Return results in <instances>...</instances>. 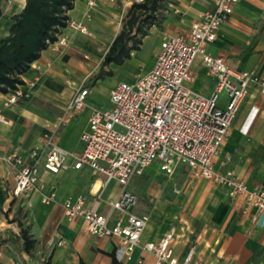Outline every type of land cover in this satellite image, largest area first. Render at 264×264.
<instances>
[{
    "label": "crops",
    "instance_id": "obj_1",
    "mask_svg": "<svg viewBox=\"0 0 264 264\" xmlns=\"http://www.w3.org/2000/svg\"><path fill=\"white\" fill-rule=\"evenodd\" d=\"M89 1L77 0L68 15L84 23L90 33L68 26L62 28L61 33L68 36V45L57 49L54 44H49L22 75L28 96L17 104L6 106V94H0V105L6 117L0 121V218L21 222L35 239L30 253L14 242L1 244L0 264H41L44 260L51 264H80L81 259L89 264H112L116 238L93 235L81 218L67 221L63 218L61 202L82 194L88 206L107 212L109 201L121 191L119 182L112 180L104 187V176L89 165L72 167L57 174L42 169L40 179L55 185L57 200L44 203L39 194H34L32 205L23 207L22 201H12L9 196L16 182L17 168L5 156L17 150L30 161V149L39 143L47 130L58 126L59 143L80 153L84 147L81 134L89 127L91 112L94 108L110 106L112 87L120 81L134 82L149 71L164 38L188 36L198 15L213 7V0H165L163 18L149 28L140 49L121 65H107L113 70L111 76L115 75L118 66H124L129 68L132 78L112 83L108 101H104L92 93L106 78L91 80V77L99 72L103 56L118 33L98 61L93 52L97 42L90 36L113 30L111 19L120 15L121 0H92L94 5ZM15 2L20 4L17 8H14ZM25 2L11 0L5 11L3 9L0 24L6 19L7 29H0V37L9 33L14 21L12 16L22 10ZM208 51L224 57L232 69L254 70L258 77L264 78V0H238L234 14L221 26L215 41L208 45ZM192 72V88L211 96L216 89L217 77L209 71L201 56L194 61ZM82 85L91 89L86 106L61 125L67 104ZM218 103L222 107L227 105L226 90L219 93ZM78 130L79 135L76 134ZM157 163L159 173H152L151 163L130 183V188L139 196L136 212L149 218L142 237L144 241L157 240L172 232L173 248L179 260H183L195 244V259L207 264H264V226L254 220L256 208L246 209L245 199L231 197L222 185L191 176L186 165L178 166L187 170L186 180L168 186L169 178L172 179L174 174L168 175ZM215 167L234 171L250 187L264 183V93L256 83L252 84L241 104L230 135L215 159ZM10 235L13 233L7 231L2 236ZM60 239L64 240L61 245L57 244ZM138 257L144 258V264H158L152 252L140 247L135 251L134 260L123 264H134Z\"/></svg>",
    "mask_w": 264,
    "mask_h": 264
},
{
    "label": "built area",
    "instance_id": "obj_2",
    "mask_svg": "<svg viewBox=\"0 0 264 264\" xmlns=\"http://www.w3.org/2000/svg\"><path fill=\"white\" fill-rule=\"evenodd\" d=\"M77 1V0H76ZM141 1V0H136ZM238 0H213V7L202 11L193 21L188 36H167L152 66L136 81H120L110 91V106L94 108L89 127L81 134L83 150L76 153L59 143L60 127L47 130L38 144L32 147L28 158L17 150L5 159L17 168L16 182L10 190L12 201L32 205L34 194L41 201L57 200L55 185L41 181L44 169L57 174L89 165L104 176V187L116 180L121 185L119 195L109 201L107 212L88 206L82 194L61 202L63 218L84 220L88 230L98 237L117 240L115 257L123 263L134 260L138 247L156 256L158 264H207L195 259L196 245H192L183 260L175 256L174 233L169 232L157 240L142 239L148 216L140 215L135 207L139 196L130 188L133 177L141 175L154 161L168 175L180 165H186L191 176L206 178L228 189L231 197H243L246 209L257 210L254 220L258 225L264 214V183L250 187L234 171L215 167V159L230 135L233 121L251 86L256 83L264 93V78L254 70L232 69L222 56L208 51L221 26L234 14ZM89 3L94 5V1ZM67 26L90 33L88 27L75 19H68ZM68 36L58 33L55 48L67 46ZM201 56L209 71L217 77L215 92L204 95L192 88V66ZM226 90L228 103H218L219 93ZM91 89L80 86L67 104L61 125L82 111ZM23 84L6 93L5 105H14L28 96ZM0 105V121L5 120ZM10 231L21 236L17 221L0 218V236ZM64 243L60 239L57 244ZM134 264H144L138 257ZM41 264H44L42 262Z\"/></svg>",
    "mask_w": 264,
    "mask_h": 264
},
{
    "label": "trees",
    "instance_id": "obj_3",
    "mask_svg": "<svg viewBox=\"0 0 264 264\" xmlns=\"http://www.w3.org/2000/svg\"><path fill=\"white\" fill-rule=\"evenodd\" d=\"M0 0V19L3 16ZM165 0L132 1L121 31L110 44L101 61L97 74L91 77L106 78L113 75V70H106L110 63L121 65L140 49L142 38L149 34V28L163 18V3ZM76 0H26L24 7L12 18L9 33L0 37V94L8 93L19 84H23L22 75L31 64L39 58L42 51L50 43L55 42L61 29L67 26L68 11L75 5ZM21 227V236H0V245L14 242L23 251L31 252L35 239L27 228ZM112 264H122L112 253ZM44 264H51L44 260ZM80 264H89L81 259Z\"/></svg>",
    "mask_w": 264,
    "mask_h": 264
},
{
    "label": "rangeland",
    "instance_id": "obj_4",
    "mask_svg": "<svg viewBox=\"0 0 264 264\" xmlns=\"http://www.w3.org/2000/svg\"><path fill=\"white\" fill-rule=\"evenodd\" d=\"M132 1L134 0H121V2L119 3L118 10L120 12V15L111 19L113 20V30H110L106 33H95V35L90 36L93 39H95L97 42L96 48L93 51L97 61L108 47V44L110 43L113 36L121 31L125 22L126 13L128 11L127 7L132 3ZM10 2L11 0H6L2 2V7L4 11L6 9V6L9 5ZM19 5H20L19 3L15 2L14 8H17ZM108 69H110L109 66L106 67V70ZM131 78L132 75L128 67L118 66L114 76L106 77V79L98 83L96 90L92 93V96L104 101H108L110 86L112 85V83L117 82L121 79L131 80ZM79 133L80 130L76 131V134L79 135ZM78 148L80 150L82 149V143L80 140L78 141ZM150 168L152 170V173L155 174L159 173V166L157 162H153L150 165ZM186 178H187V170L184 167H178L176 173H174V175L172 176V179L169 178V182L167 183V185L168 186H171L172 184L177 185V182H179L178 184H182L186 180ZM22 206L26 207L25 204H23Z\"/></svg>",
    "mask_w": 264,
    "mask_h": 264
},
{
    "label": "bare ground",
    "instance_id": "obj_5",
    "mask_svg": "<svg viewBox=\"0 0 264 264\" xmlns=\"http://www.w3.org/2000/svg\"><path fill=\"white\" fill-rule=\"evenodd\" d=\"M6 23H7V20L4 19V20L2 21V23L0 24V29H1V30H3V29L6 28ZM8 23H9V21H8ZM6 29H7V28H6Z\"/></svg>",
    "mask_w": 264,
    "mask_h": 264
},
{
    "label": "water",
    "instance_id": "obj_6",
    "mask_svg": "<svg viewBox=\"0 0 264 264\" xmlns=\"http://www.w3.org/2000/svg\"><path fill=\"white\" fill-rule=\"evenodd\" d=\"M259 224L264 226V214L262 215V217L260 218Z\"/></svg>",
    "mask_w": 264,
    "mask_h": 264
}]
</instances>
